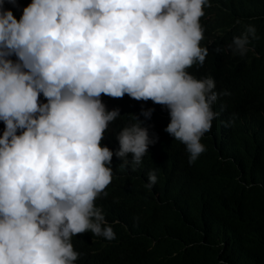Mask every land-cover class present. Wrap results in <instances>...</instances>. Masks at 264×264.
Returning a JSON list of instances; mask_svg holds the SVG:
<instances>
[{
    "label": "clouds",
    "instance_id": "obj_1",
    "mask_svg": "<svg viewBox=\"0 0 264 264\" xmlns=\"http://www.w3.org/2000/svg\"><path fill=\"white\" fill-rule=\"evenodd\" d=\"M211 6V0H0V264H84L72 238L85 232L116 244V222L106 221L96 201L113 180V155L123 167L131 154L133 170L144 158V168L156 140L141 120L152 113L169 119L161 132L188 152L190 164L206 154L216 120L229 132L236 120L230 102L218 96L230 93H218L213 78L192 68L209 55L201 19ZM256 39L249 25L226 51L244 60ZM125 95L141 103L118 109L114 99ZM130 118L137 122L119 132V149L103 146L110 123ZM231 160L243 163L247 154L237 148ZM147 179L154 191L156 171ZM255 195L245 185L234 200ZM216 215L210 207L206 225ZM176 246L190 248L186 238Z\"/></svg>",
    "mask_w": 264,
    "mask_h": 264
},
{
    "label": "trees",
    "instance_id": "obj_2",
    "mask_svg": "<svg viewBox=\"0 0 264 264\" xmlns=\"http://www.w3.org/2000/svg\"><path fill=\"white\" fill-rule=\"evenodd\" d=\"M211 5L201 19L205 29L201 46L208 47L209 55L203 66L192 68L200 70L203 78H213L218 93H230L218 97L231 102L229 116L236 122L227 132L223 122L216 120L217 135L205 139L206 154L190 164L188 152L184 155L182 148L161 132L169 119L152 113L141 120L150 138L156 140L144 168L140 169L144 158L133 170L131 154L129 164L123 167V161L113 155V180L105 190L107 195L101 194L96 201L106 221L116 222L113 230L115 236L118 232L119 240L109 244L112 240L91 232L73 236L72 243L81 251L84 264H264V0H211ZM249 25L257 30L256 43H250L255 44V50L239 60L227 53L226 46L231 37L241 35ZM217 47L223 49L219 54ZM114 102L118 109L141 103L127 95ZM41 103H47L46 99ZM136 122L130 118L110 123L102 145L115 153L119 132ZM237 148L247 154L243 163L231 160ZM153 170L158 182L151 191L145 187L146 171ZM245 185L254 188L256 195L234 200ZM210 207L217 215L216 222L208 226L204 216ZM257 208L262 212L258 213ZM184 238L190 248L178 250L176 245ZM224 239L228 240L227 246L222 245Z\"/></svg>",
    "mask_w": 264,
    "mask_h": 264
},
{
    "label": "bare ground",
    "instance_id": "obj_3",
    "mask_svg": "<svg viewBox=\"0 0 264 264\" xmlns=\"http://www.w3.org/2000/svg\"><path fill=\"white\" fill-rule=\"evenodd\" d=\"M241 10H242V9H241ZM262 11H263V10H262ZM239 12H240V11H239ZM263 12H264V11H263ZM245 28H246V27H245ZM259 31H260V30H259ZM260 33H261V32H260ZM248 86H249V84H248ZM259 87H260V86H259ZM260 88H262V87H260ZM262 98H263V97H262ZM232 100H233V99H232ZM233 101H234V100H233ZM230 103H231V102H230ZM236 104H237V103H236ZM160 120L163 121L164 119H161V118H160ZM165 120H166V119H165ZM155 122H156V121H155ZM157 122H158V121H157ZM247 122H249V121H247ZM251 123H252V122H251ZM251 123H250V124H251ZM164 124H166V123H164ZM167 124H168V123H167ZM155 125H156V124H155ZM247 126H248V125H247ZM149 127H150V126H149ZM154 127H155V126H154ZM159 127H160V126H159ZM159 127H158V128H159ZM163 127H164V126H163ZM215 129H216V128H215ZM159 130H160V129H159ZM223 132H224V131H223ZM149 135H150V134H149ZM214 135H215V133H214ZM239 137H240V135H239ZM243 138H244V137H243ZM243 138H241V139L244 140ZM250 139L253 140L254 138H250ZM159 140H160V139H159ZM233 141H235V140H233ZM237 141H240V140L238 139V137H237ZM154 144H155V143H154ZM262 145H263V144H262ZM114 147H115V146H114ZM174 147H175V146H174ZM177 147H178V146H177ZM262 147H263V146H262ZM112 149H113V148H112ZM161 149H162V148H161ZM261 149H262V148H261ZM261 149H260L259 151H261ZM156 150H157V149H156ZM245 150H246V149H245ZM160 151H161V150H160ZM162 151H163V150H162ZM163 152H164V151H163ZM258 153H259V152H258ZM257 155H258V154H257ZM262 155H263V154H262ZM258 156H261V155L259 154ZM259 158H260V157H259ZM259 158H258V159H259ZM204 159H207V157H204ZM262 160H263V159H262ZM207 164H208V165H211L210 162L207 163ZM175 166H176V165H175ZM174 169H175V167H174ZM137 170H138V169H137ZM176 171H177V170H176ZM147 173H148V171H146V174H147ZM145 180H146V179H145ZM189 181H190V180H189ZM189 181H188V182H189ZM135 183H136V182H135ZM207 185H208V184H207ZM248 187H249V186H248ZM142 189H143V188H142ZM210 189H211V188H210ZM210 191H211V190H210ZM210 193H211V192H210ZM218 195H219V194H218ZM150 202H151V201H150ZM139 203H140V202H139ZM176 204H178V203H176ZM181 205H183V204H181ZM181 205H180V206H181ZM109 207H110V206H109ZM182 207H183V206H182ZM185 207H186V206H185ZM187 210H189V209H187ZM187 210H186V211H187ZM182 211H183V210H182ZM183 212H184V211H183ZM187 213H188V211H187ZM186 222H187V221H186ZM186 224H187V223H186ZM153 234H154V233H153ZM143 237H144V236H143ZM167 239H168V238H167ZM150 240H151V239H150ZM155 241H156V240H155ZM168 241L170 242V240H168ZM187 251H188V250H187ZM189 251H190V250H189ZM189 251H188V253H189ZM237 252H238V251H237ZM185 253H186V251H185ZM190 253H192V251H191ZM190 253H189V254H190ZM234 254H235V253H234ZM237 254H238V253H237ZM113 255H114V254H113ZM181 256H183V255H181ZM181 256H180V257H181ZM184 256H185V255H184ZM186 256H188V254H187ZM234 256H235V255H234ZM180 257H179V258H180ZM195 257H196V256H195ZM145 258H146V257H145ZM176 258H177V257H176ZM181 258H183V260H185L184 257H181ZM148 259H149V258H148ZM236 259H237V258H236ZM163 260H164V259H163ZM175 260H176V259H175ZM247 260H248V259H247ZM178 261H179V260H177V262H178ZM186 261H187V260H186ZM245 261H246V260H245ZM160 262H161V261H160ZM160 262H159V263H160ZM175 262H176V261H175ZM181 264H182V263H181Z\"/></svg>",
    "mask_w": 264,
    "mask_h": 264
},
{
    "label": "rangeland",
    "instance_id": "obj_4",
    "mask_svg": "<svg viewBox=\"0 0 264 264\" xmlns=\"http://www.w3.org/2000/svg\"><path fill=\"white\" fill-rule=\"evenodd\" d=\"M214 133H215V136H216V135H217V133H216V130H215V129L213 130V134H214Z\"/></svg>",
    "mask_w": 264,
    "mask_h": 264
}]
</instances>
